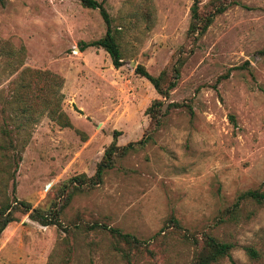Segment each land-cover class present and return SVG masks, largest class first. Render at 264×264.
Segmentation results:
<instances>
[{
	"label": "rangeland",
	"instance_id": "rangeland-1",
	"mask_svg": "<svg viewBox=\"0 0 264 264\" xmlns=\"http://www.w3.org/2000/svg\"><path fill=\"white\" fill-rule=\"evenodd\" d=\"M231 1L193 43L192 0H104L123 58L115 68L102 48L80 50L106 31L98 9L0 0V198L53 209L71 193L60 221L73 232L18 213L0 235V264H191L197 247L184 233L232 244L237 264H264V206H235L242 191L264 192V0ZM210 2L200 0L201 13ZM178 58L167 99L135 73L137 64L165 71L166 84ZM154 99L163 102L158 126L145 112ZM170 102L179 106L165 112ZM141 139L99 185L69 186L94 173L112 141ZM95 222L146 247L124 257L108 232L86 230Z\"/></svg>",
	"mask_w": 264,
	"mask_h": 264
},
{
	"label": "trees",
	"instance_id": "trees-1",
	"mask_svg": "<svg viewBox=\"0 0 264 264\" xmlns=\"http://www.w3.org/2000/svg\"><path fill=\"white\" fill-rule=\"evenodd\" d=\"M79 2L83 7L98 9L99 14L106 26V31L103 36L89 42H83L80 50L83 51L87 47L102 48L108 53L113 67H120L123 63V58L116 40V36L111 29V18L103 5L104 0H79ZM232 3L233 2L231 0H211V8L201 13L199 7L200 0H192L190 7V22L186 32L187 37L191 38L193 43L196 42L201 36L204 35L209 25L214 20V17L217 14L224 12ZM181 64L182 60L179 58L172 64L171 77L168 79L166 84H163L165 71H162L155 76L150 74L144 68V66L137 64L135 67V73L148 80L156 93L167 99L169 97L170 91L176 86L177 80L180 77ZM32 72H34L38 78H42L43 73L38 71ZM162 105L163 102L161 100L154 99L145 111L147 114H150L153 117L157 126L159 124V116L157 114L160 111ZM178 106V103L170 102L167 104L165 112L170 108H175ZM23 111L27 112L28 109L24 107ZM64 125L70 126L68 120ZM143 143L144 140L141 139L136 143L130 142L126 146L120 147L116 145L115 141H112L105 149L101 160L97 163L94 173L91 176L80 174L71 177L68 181L69 186L74 189H81L83 186L95 187L99 185L103 180V175L105 172L114 166L115 157L117 155H124L130 149H133L135 144L143 145ZM3 149V146L0 145V173H6L7 170L5 167L8 166L5 164V159L2 157L4 153L1 151ZM70 197L71 193H68L63 204L58 205L53 209H45L42 207H32L28 201L17 199L16 197L10 199L7 194H3V196L0 198V235L8 224L17 220L18 213L27 214L31 220L36 221L41 225H56L58 228L63 229V231L67 233H73L72 231L68 230L67 227H64L60 221L62 209L65 207V204L68 203ZM245 200H252L257 204L264 206V192L259 189H248L242 191L237 196V202L235 203V206H237L239 201ZM170 221L174 226L180 227L178 221L174 217H171ZM93 229H100L102 231L108 232L110 236L116 240V243L113 244V249L120 252L124 257H128L129 251L132 248L138 249L140 246L146 247V240L140 239L132 233L123 232L116 227H111L99 222H95L86 226V230ZM156 235L157 233H155L152 238ZM183 237L197 247V252L195 253L191 264H214L225 257H228L232 264H237L231 259L230 256V251L233 247L232 244L220 241L211 234L203 235L201 240L188 233H184ZM119 243L124 244L128 249L123 248L119 245ZM244 249L251 257L257 256L256 250H254L252 247L245 246Z\"/></svg>",
	"mask_w": 264,
	"mask_h": 264
}]
</instances>
